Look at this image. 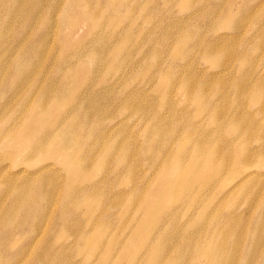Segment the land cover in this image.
Here are the masks:
<instances>
[{
	"label": "rangeland",
	"instance_id": "374dc122",
	"mask_svg": "<svg viewBox=\"0 0 264 264\" xmlns=\"http://www.w3.org/2000/svg\"><path fill=\"white\" fill-rule=\"evenodd\" d=\"M93 1L98 5L105 0ZM23 8L25 16L18 18L0 3V74L7 78L0 77V264H143L146 252L127 244L143 216L141 200L153 186L161 187L163 181L156 184V178L174 161L181 169L190 164L203 171L207 156L192 150L196 143L215 151L217 173L210 172V182L198 186L201 202L193 210L186 211L187 195L182 193L168 201L175 217L166 216L167 210L149 215L155 234L148 248L164 244L161 262L174 258L168 264H213L205 253L218 254L222 247L224 264H264V93L260 102L252 100L254 85L264 81V0H130V47L107 57L101 40L84 36L83 43L92 40L102 48L93 60L89 51L80 53L79 63L89 65L81 77L89 80L78 86L74 72L60 67L59 59L66 64L73 59L61 16L65 10L73 12L74 5L28 0ZM29 42L35 48L27 51ZM21 62L33 67L25 73L29 90L21 87L22 75L17 77ZM55 87L62 104L77 105L63 129L47 125L42 137L31 139L29 149L8 154V148H16L22 121L40 114L31 103L39 98L54 102ZM234 120L241 127L238 132L228 128ZM49 139L61 154L57 159L44 151ZM241 147L245 153L237 152ZM123 148L128 150V173L120 156ZM255 149L260 166L248 168L251 174L244 177L235 161ZM76 157L88 179L69 186L63 161ZM49 184L54 187L50 194L45 191ZM254 220L262 223L259 238L250 232ZM116 221L120 226L127 222L117 235ZM243 228L248 231L244 229L233 260L230 248ZM85 232L99 247L112 246L107 260L101 250L82 245ZM191 235L201 239L192 249Z\"/></svg>",
	"mask_w": 264,
	"mask_h": 264
},
{
	"label": "bare ground",
	"instance_id": "6f19581e",
	"mask_svg": "<svg viewBox=\"0 0 264 264\" xmlns=\"http://www.w3.org/2000/svg\"><path fill=\"white\" fill-rule=\"evenodd\" d=\"M26 1L28 0H0L1 4L7 5L9 10L12 11L13 13H11L13 16L18 17L20 16V14H24V5L26 3ZM68 4H73L74 5V11L71 12L70 10H65L61 16L62 18V22H63V27L65 29L64 31V37H65V43L67 44V46L72 49L71 51V55L73 57L72 61H69L68 64H66L67 62L64 60V58H59L61 60V65L60 67H62L63 69H66L69 72H74V75L76 76V84L77 86L80 85L82 82H86L88 77H81L82 75V70L85 69L84 67H88L89 65H85V64H81L79 63L78 59L80 57V53L82 52H88L91 55V60L94 59V57L99 53V51L101 50L100 48H102L101 46H104V48H102L103 50V54L104 56H110V57H117L118 55H120V53L123 52L124 49H127L130 47V0H105L103 3H99L98 5H95L93 0H67ZM104 8L105 11L101 12V9ZM56 9H54L53 11H55ZM25 16V14H24ZM23 18V17H22ZM215 24V23H214ZM32 25V22L31 24ZM125 27V30L124 28ZM86 35H91L96 40H101V46L99 45V47H95L92 44V40L91 43H83V37ZM183 35V34H182ZM186 35V34H185ZM44 37L46 36V34L43 35ZM181 37V35H180ZM258 38V37H257ZM98 43V42H97ZM256 44V43H255ZM27 48L26 50H30V49H34L35 45L31 42L26 43ZM114 48H116L117 50H115ZM206 48V47H205ZM255 48V47H254ZM196 49V48H195ZM151 50V49H150ZM153 51V49H152ZM151 51V52H152ZM157 51V50H155ZM160 51V50H159ZM176 51V50H175ZM174 51V52H175ZM207 51V50H206ZM126 52V51H125ZM209 52V50H208ZM220 52V51H219ZM233 52V50L231 51ZM243 52V51H242ZM246 53V52H245ZM126 54V53H125ZM156 54V53H155ZM179 54V53H178ZM208 54V53H207ZM212 55L214 53H211ZM221 54V53H220ZM231 55L233 53H230ZM176 55V52H175ZM209 55V54H208ZM218 55L219 54H215ZM242 56L245 55L244 52L241 54ZM107 56V57H108ZM156 56V55H155ZM207 56V55H206ZM261 56V55H260ZM159 57V55H158ZM241 57V56H240ZM246 57V55H245ZM112 58V59H113ZM244 58V57H243ZM160 59V57H159ZM159 59L157 58V61H159ZM220 59V58H218ZM155 60V58H154ZM239 60V58H238ZM248 60V59H247ZM117 61V59H116ZM157 61H154L157 63ZM219 61V60H218ZM160 62V61H159ZM217 63V61H215ZM241 62V61H240ZM247 62V61H246ZM251 62V61H249ZM253 62V61H252ZM220 63V62H219ZM19 63H17L16 68L19 69V75L17 77H20L22 75V77H20L19 81L21 83V87L22 88H28L29 90V85L30 84V77H28V72L31 71L33 69V67L31 66V64L29 62H21L19 66ZM158 64V63H157ZM161 64V63H160ZM247 64V63H246ZM15 65V64H14ZM64 65V67H63ZM153 65V64H152ZM216 65V64H215ZM163 66V65H162ZM249 66V65H247ZM156 67V66H155ZM158 67V66H157ZM160 67V65H159ZM248 68V67H247ZM35 70V69H34ZM101 70V69H100ZM156 70V69H155ZM158 70V69H157ZM163 70V68H162ZM4 71V68L2 69L0 67V73H2ZM247 71V70H246ZM99 72V70H98ZM242 72V71H241ZM25 73H28L27 75ZM36 73V72H35ZM94 74V73H93ZM252 74V73H251ZM191 75V74H190ZM244 75V74H243ZM1 79L3 78L2 75L0 74ZM28 77V78H27ZM97 77V76H96ZM187 76H185L186 78ZM241 77V75H240ZM7 79V78H3V81ZM91 79H94V81H96L95 75L92 76ZM189 79V78H188ZM260 79V78H259ZM89 80V78H88ZM154 80V79H153ZM185 80V79H184ZM183 80V81H184ZM194 80V79H193ZM249 80V79H248ZM262 80V78H261ZM264 80V79H263ZM262 80V81H263ZM92 81V80H91ZM93 81V82H94ZM188 81V80H187ZM202 81V80H201ZM235 81V79L233 80ZM254 81V80H253ZM257 81V80H256ZM260 81V80H259ZM258 81V82H259ZM168 82V80H167ZM186 82V81H185ZM200 82V81H198ZM256 83L254 85V89H253V94L254 96L252 97V100H254L256 103L260 102L261 97L263 98V96L260 97V95L264 93V81L263 83ZM23 83H25V86L22 85ZM190 83V82H189ZM192 83V82H191ZM57 83H55L56 85ZM216 84V82H215ZM213 85L214 87L216 85ZM93 85V84H92ZM169 85V83H168ZM184 85V84H183ZM196 85V84H195ZM199 85V83H198ZM197 86V85H196ZM218 86V85H217ZM232 86V84H231ZM20 87V88H21ZM101 87V86H100ZM106 87V86H105ZM186 87V86H185ZM203 87V86H201ZM213 87V88H214ZM14 89H16V86L13 87ZM20 88H17L18 90H16L17 92L19 91ZM196 88V87H195ZM194 88V89H195ZM216 88V87H215ZM89 89V87H88ZM108 89V88H107ZM189 89V88H188ZM193 89V91H194ZM210 89V87H209ZM47 93L51 92L52 89L48 88L47 89ZM90 90V89H89ZM106 90V89H105ZM4 91V90H3ZM34 91V90H33ZM53 91L55 92V97L56 100L50 104H45V99L39 98V100H35L33 103H31V108L33 110L39 109L40 110V114L36 117H31L30 115L24 120L22 121L21 125H20V132L19 134L16 136L17 138V145L16 148H8L7 149V153L10 154L12 151H17L19 152L21 149L23 148H27L29 149V145L31 143V139L33 137H42L43 136V129L45 128V126L47 125H52L54 126L55 130H58L59 128L63 129L62 127L65 125V121L66 119L69 118L70 113H73L72 111H75L74 106L77 105H72L69 106L66 104L67 103H63L60 100V96L62 95V93L60 92H56V87L53 89ZM87 91V90H86ZM107 91V90H106ZM110 91V89H109ZM199 91V89H198ZM203 91V90H202ZM16 92V93H17ZM89 92V91H88ZM92 92V91H91ZM201 92V91H200ZM243 92V91H242ZM1 93V92H0ZM12 93H15L12 92ZM45 92V94H47ZM199 93V92H198ZM249 93V92H248ZM18 94V93H17ZM44 94V95H45ZM250 94V93H249ZM252 94V93H251ZM3 95V94H2ZM0 95V96H2ZM201 95V94H200ZM82 97V96H81ZM80 97V98H81ZM86 97V96H85ZM164 97V96H163ZM190 97V96H189ZM188 97V98H189ZM206 97V96H205ZM249 97V96H248ZM161 98V97H160ZM251 98V97H250ZM84 99V98H83ZM166 99V98H165ZM207 99V97H206ZM170 100V99H169ZM205 100V99H204ZM231 100V99H230ZM249 100V99H248ZM264 100V98H263ZM77 101H79L77 99ZM88 101V100H87ZM164 101V99H163ZM253 101V102H254ZM84 102V101H83ZM233 102V101H232ZM264 102V101H263ZM203 103V102H202ZM77 104V103H76ZM86 106V105H85ZM88 106V105H87ZM199 106V104H198ZM231 106V105H230ZM91 107V106H90ZM174 107V106H173ZM172 107V108H173ZM212 107V106H211ZM88 109V108H87ZM207 109V108H206ZM205 109V110H206ZM39 110H36L39 112ZM155 110V109H154ZM204 109H202V107H199V111H203ZM153 111V110H152ZM170 111V109H169ZM228 111V110H227ZM90 112V111H89ZM171 112V111H170ZM192 113V111H190ZM212 112V110H211ZM149 113V112H148ZM187 113V112H186ZM209 113V112H208ZM147 114V113H146ZM185 114V112H184ZM189 114V113H188ZM212 114V113H211ZM33 115V113H32ZM90 115V114H89ZM88 115V116H89ZM148 115V114H147ZM191 115V114H190ZM214 115V114H213ZM225 115V114H224ZM223 115V116H224ZM255 115V114H254ZM218 116V115H217ZM227 116V115H226ZM235 116V115H234ZM247 116V115H246ZM214 117V116H213ZM230 118V117H229ZM224 119V118H223ZM226 119V118H225ZM238 119V117H237ZM80 120H82L80 118ZM90 120V118H89ZM218 120V119H217ZM216 120V121H217ZM230 120V119H229ZM243 120V118H242ZM241 120V121H242ZM98 121V120H97ZM180 121V120H179ZM183 121H186L185 119ZM237 120L232 121V123L228 124V128H230L233 132H238L239 129L241 128L239 125L236 124ZM243 122V121H242ZM251 122V120H250ZM94 123V121L92 122ZM223 123V122H222ZM229 123V122H228ZM241 123V122H240ZM86 123H84L85 125ZM88 124V123H87ZM183 124V122H182ZM155 125V124H154ZM178 125V124H177ZM198 125V124H196ZM226 125V124H225ZM159 126V125H157ZM222 126V125H221ZM254 126V125H253ZM151 127V126H150ZM216 127V126H215ZM244 127V126H243ZM250 127V126H249ZM149 128V127H148ZM159 128V127H158ZM164 128V127H163ZM227 128V129H228ZM161 129V128H160ZM253 129V128H252ZM257 129V128H256ZM256 129H254L253 131H255ZM259 129V126H258ZM262 129V128H261ZM220 130V129H219ZM250 130V129H249ZM248 130V131H249ZM263 130V129H262ZM155 132V131H154ZM213 132V131H212ZM225 132V130L223 131ZM245 132V131H244ZM214 133V132H213ZM212 133V134H213ZM264 133V132H263ZM154 134V133H152ZM237 134V133H236ZM234 134V135H236ZM242 134V133H241ZM221 135H223L221 133ZM240 135V134H239ZM238 135V136H239ZM155 136V134H154ZM237 136V137H238ZM241 137V136H240ZM238 137V138H240ZM263 137V136H262ZM89 138L90 137V131H89ZM263 139V138H261ZM235 140V138L233 139ZM94 141V140H93ZM47 142V141H45ZM89 142V141H88ZM194 143V142H193ZM233 143V142H232ZM96 144V143H95ZM114 144V142H113ZM118 144V143H117ZM94 145V143H93ZM195 145V144H194ZM124 146V145H123ZM197 143L195 145V148L192 150L198 153H203L206 154L207 156V162L204 166L203 171L201 172H196L195 170H193L190 167V164H188L184 169L180 168V164L177 161H174L171 163V165L168 167L166 166L162 171L159 172L157 178H156V184H158L159 182L163 181L161 183V187H156L153 186L152 188H150L149 190H147L145 192L144 198L143 200H141V206L144 209L143 212V216L142 219L139 221V223L137 224V226L131 231V233L129 232V235L127 237V244L129 247H132L133 249H138V251L141 253L143 251H145V257H146V261L143 262V264H168L170 261H172L173 259L167 260L165 262H161V254L163 252V248H164V244H162L161 246H159L157 249L156 248H148V246L150 244H153V236L155 234V232L153 230L150 229L149 224H150V219L151 217L158 213V212H162L164 210H167L166 213L168 215L166 216H171L174 213H176V211H172L173 208H175L174 206L169 207V200L174 199L175 197L177 198L180 194L185 193L187 195V207H186V211L189 210H193L194 205H196L200 200V197L198 199L197 195V190L200 189V185L205 184L206 182H210L211 179V173L215 172V174L217 173V166L214 163L215 160V151H211L201 145L198 144L199 147H196ZM233 146V145H232ZM231 146V147H232ZM10 147V146H9ZM193 147V144L192 146ZM230 147V148H231ZM44 149V147H42ZM127 148V146H126ZM123 148L122 153L119 155L122 157V163L125 164L126 163V169L128 173L130 171V167L128 166L129 164L127 163V149ZM263 148V147H262ZM121 149V148H120ZM244 148L241 147V150L237 151V152H242L245 153L243 150ZM233 150V148H232ZM46 155L52 159H57L59 158V156H61L59 149L57 147L56 142L54 141V139H49L48 140V146L46 147V149H44ZM227 151V150H226ZM257 150L255 149V151H250V154L248 157H245L244 159L240 160H236L235 164H236V168L240 171V172H244V177L249 176L251 173H249L250 171H248L247 169H253L256 166H260V162H258L257 159H255L257 157L258 154H256ZM264 150L262 149V152ZM228 152V151H227ZM252 152V153H251ZM222 153V152H221ZM231 153V152H230ZM264 153V152H263ZM138 154V153H137ZM262 153H260L261 156ZM234 156V154H233ZM231 160V159H229ZM232 161V160H231ZM230 161V164H231ZM63 165H64V172H65V176L66 177V185L68 184L69 186H72L74 183H76V181L78 182H84L88 179L87 175H83L84 173L82 172L81 168H80V160L78 159V157L76 158H72L69 161H63ZM84 166V164L82 165ZM220 166V165H219ZM229 166V165H228ZM221 167V166H220ZM219 167V169H221ZM124 168V167H123ZM226 169L228 170V168L226 167ZM225 169V170H226ZM224 170V171H225ZM126 170H124L125 172ZM211 172V173H210ZM63 174V173H62ZM48 178V177H47ZM61 178V177H60ZM42 180V179H41ZM52 180V179H51ZM50 180V181H51ZM128 182H130V178L127 179ZM48 181V180H47ZM26 184V183H25ZM24 184V185H25ZM51 184H53V182H51ZM49 184L50 186L48 187L46 191L50 193L53 192V188L52 185ZM83 186V185H82ZM88 187V186H86ZM12 188V187H11ZM78 188V186H77ZM76 189V188H75ZM81 189V188H80ZM87 189V188H86ZM79 190V189H78ZM251 190V189H250ZM78 192V191H77ZM76 192V193H77ZM45 193V192H43ZM82 193V192H81ZM87 193V192H86ZM79 194V192H78ZM18 195V194H17ZM45 195V194H44ZM88 195V193L86 195H83L82 198H86ZM48 196V194H47ZM41 197V196H40ZM70 197V196H69ZM17 198V196H16ZM21 198V197H20ZM19 198V199H20ZM24 198V197H23ZM46 197H44L45 199ZM50 198V197H49ZM70 198H73L72 196ZM104 198V197H103ZM102 198V199H103ZM107 200V199H106ZM19 201V200H18ZM104 201V200H103ZM112 200L110 199V202ZM128 201V199H127ZM140 201V200H139ZM100 202V200H99ZM107 202V201H106ZM128 203L130 204V201H128ZM18 204V203H17ZM137 204V203H136ZM173 204V203H170ZM262 207H264V202L262 204ZM178 207V206H177ZM18 208V207H17ZM177 209V208H176ZM182 209V207H181ZM180 209V210H181ZM260 209V208H258ZM18 210V209H17ZM175 210V209H174ZM261 210V209H260ZM12 211V210H11ZM43 211H44V207H43ZM17 212V211H16ZM214 212V211H213ZM260 212V211H259ZM154 213V214H152ZM165 213V214H166ZM190 213V212H189ZM215 213V212H214ZM116 214V213H115ZM149 217V215H151ZM178 214V213H177ZM180 214V212H179ZM178 214V215H179ZM210 215V212H209ZM203 214L199 215L197 221H202L203 218ZM212 216V214H211ZM259 216V215H258ZM175 217V216H174ZM210 217V216H209ZM117 219V218H116ZM128 219V218H127ZM10 220V218H9ZM13 220V218H12ZM258 220V219H257ZM254 220L253 223V228L252 230H250V232H254V235H258L257 238L260 237V229L262 228V223H260V221ZM19 221V220H18ZM166 221V220H165ZM20 222V221H19ZM177 222V220H176ZM165 223V222H164ZM175 223V222H174ZM204 223V222H203ZM236 223V222H235ZM247 223V222H246ZM127 222H124V225H119L118 221H116L114 223V234H118L122 229H124V227L126 226ZM178 225V223L176 224V226ZM89 228V227H88ZM69 229V228H68ZM72 229V228H71ZM82 229V227H81ZM239 229V228H238ZM247 232L248 230L246 228H243L240 232L239 235H237V233L235 234V239L232 242L231 248H230V255L233 256V260L236 259V252L238 250V248L241 245V239H242V233ZM35 231V230H34ZM225 231V230H224ZM66 232V231H65ZM77 232V231H75ZM225 233V232H224ZM73 235L75 233H72ZM80 234V232H79ZM223 234V233H222ZM220 234V235H222ZM77 235V233L75 234ZM115 235V236H116ZM132 235V236H131ZM234 235V234H233ZM232 235V236H233ZM198 235H191L190 236V240H192V245H191V249L194 247V243L196 242V244H199L198 240H201L200 238H197ZM225 236V235H224ZM71 237V236H70ZM84 241V243L82 245H89L91 246V248L94 249H98L101 250L102 253H104V260H107L111 254H112V246H107L105 248L99 247L98 246V241H95L93 239H91L90 237H87V233H81L80 236ZM200 237V236H199ZM222 237V236H221ZM231 237V236H230ZM229 237V238H230ZM234 237V236H233ZM187 239V238H186ZM222 239V238H221ZM254 239V238H253ZM264 239V238H263ZM75 241V240H74ZM186 241V240H185ZM222 242V241H221ZM225 242V241H223ZM79 243V242H78ZM77 243V244H78ZM81 243V242H80ZM79 243V244H80ZM191 243V242H190ZM220 243V242H219ZM186 244V243H185ZM218 245V244H217ZM223 246V245H222ZM221 246H219L220 248ZM224 250V247H222ZM254 248V247H253ZM156 249V250H155ZM172 249V248H171ZM177 249V248H176ZM182 249V247H181ZM180 249V251H182ZM218 249V247H217ZM165 250V249H164ZM179 251V249H177ZM223 250L221 252H219L218 254L216 252H206L205 254H208L210 257V262L213 264H221L223 262H221L222 260L220 259V257H222L221 255H223ZM184 251V250H183ZM127 253L129 254L130 252L127 251ZM181 254V252H179ZM169 254V253H166ZM177 255V254H176ZM182 255V254H181ZM175 255H173L174 257ZM178 257V255H177ZM176 258V257H175ZM71 259V258H70ZM231 260V261H233ZM69 261V260H68ZM224 261V259H223ZM227 261V260H225ZM221 262V263H220ZM228 263V262H227ZM245 263V262H244ZM224 264V263H223Z\"/></svg>",
	"mask_w": 264,
	"mask_h": 264
}]
</instances>
